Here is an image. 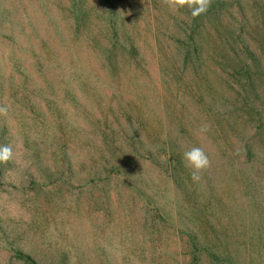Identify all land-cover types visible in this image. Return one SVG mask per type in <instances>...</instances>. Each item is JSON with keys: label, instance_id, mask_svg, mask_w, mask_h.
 Masks as SVG:
<instances>
[{"label": "rangeland", "instance_id": "obj_1", "mask_svg": "<svg viewBox=\"0 0 264 264\" xmlns=\"http://www.w3.org/2000/svg\"><path fill=\"white\" fill-rule=\"evenodd\" d=\"M3 105L0 264H264V0H0Z\"/></svg>", "mask_w": 264, "mask_h": 264}, {"label": "clouds", "instance_id": "obj_2", "mask_svg": "<svg viewBox=\"0 0 264 264\" xmlns=\"http://www.w3.org/2000/svg\"><path fill=\"white\" fill-rule=\"evenodd\" d=\"M162 3L168 8L179 11L187 8L193 18L205 14L211 5V0H162ZM9 111L8 105L0 106V117H7ZM201 132H206L207 128L202 127ZM14 149L12 144L0 145V163H8L13 159ZM182 162L190 170V176L193 182L201 179L202 171L211 166V161L205 150L198 146H193L182 153Z\"/></svg>", "mask_w": 264, "mask_h": 264}, {"label": "trees", "instance_id": "obj_3", "mask_svg": "<svg viewBox=\"0 0 264 264\" xmlns=\"http://www.w3.org/2000/svg\"><path fill=\"white\" fill-rule=\"evenodd\" d=\"M28 260V258H26ZM31 264H33L30 260H28Z\"/></svg>", "mask_w": 264, "mask_h": 264}]
</instances>
